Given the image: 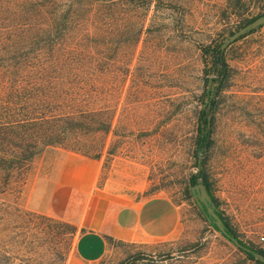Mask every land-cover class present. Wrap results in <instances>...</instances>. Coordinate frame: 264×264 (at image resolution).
<instances>
[{"label":"rangeland","instance_id":"rangeland-1","mask_svg":"<svg viewBox=\"0 0 264 264\" xmlns=\"http://www.w3.org/2000/svg\"><path fill=\"white\" fill-rule=\"evenodd\" d=\"M182 2L188 4L185 11L154 14L152 7L149 12L147 24L156 15L164 39L144 35L132 42L130 23L124 21L81 40L99 57L92 72L99 78L100 106L110 131L82 132L76 151L46 147L10 178L0 172V264H78V226L28 206L35 183L49 175L60 151L97 154L105 173L114 160L142 166L145 196L167 198L179 211L174 238L149 246L113 243L99 264H262L208 220L191 178L203 169L237 240L264 251V25L226 47L225 76L220 65L215 67L214 52H204L207 46L222 52L226 40L264 15V0ZM32 51V45L24 46L23 57ZM206 105L212 145L207 153H197ZM199 161L207 162L199 168Z\"/></svg>","mask_w":264,"mask_h":264},{"label":"trees","instance_id":"trees-1","mask_svg":"<svg viewBox=\"0 0 264 264\" xmlns=\"http://www.w3.org/2000/svg\"><path fill=\"white\" fill-rule=\"evenodd\" d=\"M152 7L157 14L163 9L185 11L188 4L182 0H0V172L10 178L46 147L60 145L76 151L82 147L78 140L82 132L110 131L100 106L99 78L92 72L99 57L93 48H83L82 41L101 36L103 28L114 30L124 21L130 23L132 42L138 43L144 35L146 40L164 39L156 15L147 24ZM26 45H32L33 51L23 57ZM211 51L216 69L220 65L219 73L225 76L224 52L204 48L207 54ZM214 106L212 101V110ZM206 107L209 105L201 114L197 153H207L212 145L213 120L208 119ZM83 153L99 158L89 151ZM206 162L199 161L198 167ZM199 179L212 195V184L203 169L192 176L191 185H197ZM229 232L237 236L233 230ZM240 243L249 258L264 256L263 250Z\"/></svg>","mask_w":264,"mask_h":264},{"label":"crops","instance_id":"crops-1","mask_svg":"<svg viewBox=\"0 0 264 264\" xmlns=\"http://www.w3.org/2000/svg\"><path fill=\"white\" fill-rule=\"evenodd\" d=\"M105 169L102 160L60 151L28 201L35 213L78 226V264H99L113 243L149 246L180 231L177 207L162 196H145L142 166L114 160Z\"/></svg>","mask_w":264,"mask_h":264},{"label":"water","instance_id":"water-1","mask_svg":"<svg viewBox=\"0 0 264 264\" xmlns=\"http://www.w3.org/2000/svg\"><path fill=\"white\" fill-rule=\"evenodd\" d=\"M264 25V15L260 16L256 20L247 24L243 28H241L238 32H236L233 36H231L228 40L225 41L223 46L221 47L222 52L226 49V47L239 39L240 37L262 27ZM192 193L195 196L199 208L205 213L208 220L214 223L217 228L228 238L230 239L236 246L240 249L243 248L242 244L234 237L226 226L225 221L222 219V215L219 213L215 200L213 199L210 191L206 184L202 181L198 182L197 185L193 186ZM205 206L207 208L205 209ZM256 259L264 264V256L257 254Z\"/></svg>","mask_w":264,"mask_h":264},{"label":"flooded vegetation","instance_id":"flooded-vegetation-1","mask_svg":"<svg viewBox=\"0 0 264 264\" xmlns=\"http://www.w3.org/2000/svg\"><path fill=\"white\" fill-rule=\"evenodd\" d=\"M207 208V206H205V209Z\"/></svg>","mask_w":264,"mask_h":264}]
</instances>
